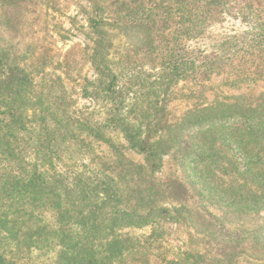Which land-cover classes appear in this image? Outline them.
<instances>
[{"label":"trees","instance_id":"16d2710c","mask_svg":"<svg viewBox=\"0 0 264 264\" xmlns=\"http://www.w3.org/2000/svg\"><path fill=\"white\" fill-rule=\"evenodd\" d=\"M23 1L10 0L13 7H19ZM231 2L89 0L85 43L75 52L71 65L75 63L73 67H76L83 61L90 63L95 79H83V95L100 98L106 104L107 122L102 127L108 125L119 129L130 149L143 156V164L134 168L121 167L123 173L117 175V179L122 175L131 176L133 184H125V195L118 194L119 187L108 175L100 173L101 178L80 175L70 179L51 163H46L42 154L50 151L56 129L51 130L44 117L36 119L37 105L41 104L43 93L37 94L33 90L32 72L26 65L20 66L22 59L13 55L10 62L9 52L0 50V161L7 160L5 164L20 168L18 160H10L14 155V144L18 133L35 120L40 129L36 155L42 157L40 165L33 166L30 175L22 179L11 175L8 168L1 170L8 171L4 172L8 173V180L3 181L0 188V264H18L14 256L24 250L52 251L57 258L56 264H125L123 257L140 253L144 257L137 261L138 264H147L149 247L125 230L148 227L155 231L161 229V222L178 223L184 219L192 222L194 215L199 218L197 229L206 237L217 238L220 228L214 221L203 218L183 204L160 205L165 198L156 190L160 183L154 182L151 176L158 172L163 157L172 151L185 157L191 150L190 146H181L172 136L177 135L180 125L169 131L168 106L173 99L172 89L180 81L203 78L238 55L242 61L251 51L264 46V18L260 17L264 10L257 11L253 3H247V8L238 13L239 21L246 28L244 31L212 38L217 45L210 53L196 47L197 41L208 37L214 16L229 13ZM9 9L12 11L8 6L1 8L4 22L10 14ZM12 21L16 23L15 19ZM4 22L2 24L6 25L9 21ZM58 88L56 107L64 127L79 130L85 124L91 126L71 119L67 111L69 96L63 86ZM48 98L46 94L44 99ZM248 117L244 113L239 121L226 123L232 133L240 135L223 141L240 152L242 162L249 163L254 157V165L263 167H253L248 178L247 172H238L239 178L230 182L225 181L221 170L228 159L224 153L227 149L225 144L216 142V128L203 127L204 122L203 126L186 125L192 133L189 137L196 141L192 147L195 164L200 170L202 168L204 175L210 176V184L205 187L209 194L204 196L208 202L219 203L221 199L235 208L250 202L247 210L258 203V193L249 192L242 197L246 179L256 188V180L264 174V155L260 152L264 149V125L259 121H242ZM70 123L79 124L72 127ZM95 131L98 133V128L91 126L89 136L98 137L97 133L93 135ZM244 166L247 171L248 165ZM40 167L43 168L41 171ZM238 180L242 181V187L238 186ZM223 184L224 188L219 190ZM168 186L178 191L174 190L166 199L181 202L178 201L183 198L181 184L175 182ZM251 214L257 213H226L235 220ZM237 232L241 231L233 233L236 238ZM183 254L180 261H164L163 264H210L200 253Z\"/></svg>","mask_w":264,"mask_h":264},{"label":"rangeland","instance_id":"374dc122","mask_svg":"<svg viewBox=\"0 0 264 264\" xmlns=\"http://www.w3.org/2000/svg\"><path fill=\"white\" fill-rule=\"evenodd\" d=\"M247 3H253V8L257 11L264 10V0H232L229 13L214 16L208 37L197 41L196 47L204 53H210L215 51L217 45L212 38L244 31L246 28L239 21L238 13L247 8ZM6 6L12 11L9 9L10 14L5 17V22L10 23L3 25L1 8ZM12 7L10 0H0V50L9 52L10 62L14 58L13 55L18 56L19 60L22 59L20 66L26 65L32 72L33 90L37 94L43 93L35 116L37 120L44 117L50 129H56V138L50 146V151L42 154V157L48 161L46 163H51L57 171L70 179L80 175H91L92 178H101V174L108 175L116 183V187H119L118 194L125 195V184L128 182L131 186L133 184L130 181L131 176L126 178L122 175L121 179H117L119 177L117 175L123 173L121 167L134 168L138 164H143V156L130 149L119 129L108 125L102 127L107 122L106 104L100 98L83 95L82 89L85 84L83 79L87 81L95 79L90 63L83 61L76 67H73L75 63L71 65L75 52L81 50L85 43L87 12L91 7L89 0H25L19 7ZM260 17L264 18V12ZM12 19H15L17 24ZM239 57L240 55L231 62L215 67L214 71L199 80L180 81L172 89L173 99L168 106L169 131L175 125H180L177 135L172 136L181 146H190L191 150L185 157L172 151L163 157L158 172L151 176L154 182L160 183L156 190L163 193L164 196L161 197L165 198L160 205L183 204L187 209L201 214L203 218L214 221L220 228V233L217 238L203 235L197 229L199 218L196 215L192 217V222L187 219L178 223L161 222V229L155 231L148 227L125 230L128 235L142 240L143 244L149 247L147 264L180 261L183 253H200L210 264H264V174L256 180V188L252 187V182L248 184L247 179L243 188L242 181L238 180L240 183L238 186H241L243 191L242 197L247 196L249 192L260 195L258 203L252 204L253 209H246L250 202L235 208L221 202V199L219 203L206 201L205 197L209 190L205 187L210 184L208 182L210 176L204 175L202 168L200 170V166L195 164L192 147L196 141L189 137L192 133L186 128V125L193 124L203 126L202 122L205 123L203 127L216 128L214 136L216 142L225 144L227 149V153L223 152L228 159H225L221 169L225 181H236L239 178L238 172L241 174L247 172L248 178L253 167L262 169V165H254L256 162L254 157L249 163L242 162L240 152L233 150L223 141L224 138L240 135L232 133L231 129L226 127V123L239 121L244 113L249 117L242 121L250 123L259 121L264 125V46L251 51V54L242 61H239ZM42 64L45 66L42 67ZM62 86L69 96L68 115L74 122L83 121L94 129L98 128V133L96 131L93 133V135L97 133L98 137L89 136L91 126L86 124L79 130L75 127L71 130L70 127H64L65 123L60 122L61 115L56 107V96L58 87ZM46 94L49 95L48 99H44ZM37 120L18 133V139L14 144V155L10 160H18L17 165L20 168L15 169L14 165L5 164L7 160L0 161V188L2 182L8 180V173H4L8 171H1L3 168L10 169L11 175L22 179L30 175L33 166L40 165L42 157L36 155L40 132ZM78 124L69 125L73 127ZM260 152L264 155V149ZM244 165H248L247 171ZM42 169L40 167L39 171ZM175 182L181 184L183 188L180 191L183 194V201L178 200L181 201L179 203L166 199L177 190L168 186ZM215 183L217 185V181ZM223 188L224 184L219 190ZM227 211H250L257 214L235 220L226 215ZM236 230L241 231L237 232L238 238L233 234ZM142 256L144 257L141 253L126 255L123 260L125 264H138L137 261H141ZM14 257L18 264H56L57 259L52 251L37 250H24L16 253Z\"/></svg>","mask_w":264,"mask_h":264}]
</instances>
